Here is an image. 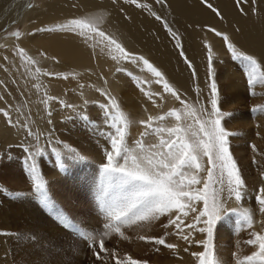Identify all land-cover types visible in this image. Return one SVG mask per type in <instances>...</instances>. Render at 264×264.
<instances>
[{"label":"snow or ice","instance_id":"6c2138e0","mask_svg":"<svg viewBox=\"0 0 264 264\" xmlns=\"http://www.w3.org/2000/svg\"><path fill=\"white\" fill-rule=\"evenodd\" d=\"M155 2L166 4L167 0H155ZM200 2L216 17L223 20L221 10L210 0H200ZM233 2L242 16H255L264 20V0H233ZM112 3L113 5L130 4L138 8L150 7L140 3L139 0H112ZM27 7L32 8L34 5L29 3ZM101 11L104 10L85 13L46 27H37L31 32H23L18 28L13 31L4 28L3 31L7 37L16 40L35 36L40 32L78 36L88 44L94 58H110L117 65L115 72L124 73L133 78L140 91L154 107H161L156 99L163 102L165 94L179 102L180 107H173L160 115H152L145 108L147 118L133 120L130 114L122 109L117 98L104 88H95V91L100 93L106 102L99 103L84 99L83 107H81L48 95L46 86L41 83L31 85L38 94V102L42 106L41 110L46 113L48 125L53 123L50 102L55 101L61 108L72 110L73 115L66 119H77L83 122L108 145L103 148L105 162L100 166L103 189L102 194L97 198L99 210L105 219L103 224L105 230L97 236L94 230H81L72 224L69 218L56 208L49 193L48 181L40 167V158L48 154L47 146L57 143L62 144L63 148L52 147L51 153L55 155L57 167L61 170L67 168L66 161L77 162L88 158L64 142H57L51 129L47 131L34 129L36 121L33 119L31 109L28 108L27 100L15 106L5 101L4 93H8L10 87L7 81L10 79L17 88L19 85L14 77L8 75L11 64L0 65V70L5 73V78L0 79V89H2L0 101L5 102V106L0 107V115L5 118L10 128L24 133L23 140L18 146L25 151L23 169L32 183L34 198L62 224L76 229L93 249L92 254L98 264H109L110 261H114V264H149L148 259H134L127 254L124 257L119 256L114 249L106 247V242L112 243V237H123L125 241H130L132 237L125 235L126 229L152 225H157L162 230V234L139 235L137 238L146 244L154 245L155 252L159 253L160 246H163L164 249L178 256L181 251L178 242H184L187 246L183 247L182 251L185 253H188L189 247L193 245L203 249L190 253L196 264H226L215 243V233L218 225L231 217H235L234 234L244 229L252 230L250 232L252 238L244 243L256 247V251L242 258H239L237 253H233V256L237 257L236 264H264V233L255 231V224L257 222L264 224V220L256 221L253 209L242 204L245 200L251 201L253 193L248 189L231 151L230 137L240 133L230 131L223 123L225 118L232 114L223 112L221 109V94L215 78L211 45H208L207 55V95L209 97L207 102L201 99L203 89L196 80V69L192 67L187 57H184L194 81L195 99L190 100L186 93L182 94L169 82L158 67L144 56L128 51L121 41L109 34L103 28L107 19L99 14ZM120 11L123 12L122 7ZM152 15L157 20L162 19L155 12ZM12 23L15 24L16 21ZM164 27L173 38H178V33L173 31L167 21H164ZM208 30L218 37H223L231 52V58L238 62L242 71L246 73L250 95H257L258 93L253 89L257 86L264 87V70L261 69L260 61L255 56L239 50L225 32L218 31L215 27H208ZM6 47V45H0V48ZM178 47L182 49V45ZM15 54L23 60L24 71L31 80L39 81L42 75L64 80L80 75L79 73L42 71L36 67L38 61L33 59L24 47L18 45L15 46ZM180 54L184 55L182 50ZM8 59V56H3L4 61L7 62ZM121 62L134 65L140 72L150 73L153 80L141 79L132 71L120 66ZM89 73L91 74V70ZM100 79L104 84L108 83L102 73ZM152 83L162 86V90H146V86ZM85 87L83 83L78 84L81 97L84 96ZM41 91L43 95L39 96ZM8 94L11 95V93ZM20 96H25L24 91H20ZM90 103L100 109L102 125L92 120L84 110ZM251 112L253 115L264 114V105L252 107ZM168 120H174L175 123L167 126L165 122ZM133 124L142 126L144 131L140 133V138L133 140L130 144L129 137ZM150 136L158 137V142L146 143L145 138ZM251 147L256 151L255 144ZM8 159H11L10 153ZM253 163H256L255 159ZM261 176L264 177V172ZM0 192L13 197L24 195L22 192L10 191L2 185H0ZM254 199L259 215L264 216V184L255 191ZM231 200H235L238 207H228V202ZM4 234L8 235V233ZM198 234L204 238L197 239ZM16 235L18 238H25L23 234ZM169 237H175L178 242H167ZM26 238L34 239V237ZM97 248L98 251L95 250Z\"/></svg>","mask_w":264,"mask_h":264},{"label":"bare ground","instance_id":"6f19581e","mask_svg":"<svg viewBox=\"0 0 264 264\" xmlns=\"http://www.w3.org/2000/svg\"><path fill=\"white\" fill-rule=\"evenodd\" d=\"M30 1L0 0V28L3 26L10 27L13 25L12 22L16 21V23H22L23 32H31L37 27H46L64 22L72 17L84 15L85 13L104 10L99 12L100 15L105 16L107 19V22L103 24V28L121 41L128 51L144 56L158 67L165 74L169 82L182 94L186 93L190 100L195 99L193 92L194 81L191 69L184 57L186 56L187 60L191 62L192 67L196 69V79L200 87H202L201 89H203V96L208 100L207 55L208 45H211L213 66L217 72L216 80H221L225 76L228 77L227 86L224 84L219 86L220 93L222 94L221 91H224L225 88H228L227 91L229 90L231 93L230 100L227 98L228 96L230 97V93L226 94L228 96L222 94L223 98L220 96V100L224 102L221 105L222 111L232 114L230 117L225 118V127L230 131L243 134L242 136L240 134L234 136V140L237 141L238 138H241V142H238L240 145H244V148L246 147L247 149L246 144L250 141L256 145V151L252 147H249L250 156L256 160L255 164L252 162L254 159L252 161L247 160L248 157L246 155L248 153L245 156L239 157L240 162L237 161L248 189L253 193V199L251 201L245 200L242 204L246 207L250 206L253 209L256 221L264 220V216L258 213V206L254 199L255 191L261 184H264V177L260 175L257 181L248 180L252 175L250 171L254 168L259 167L257 168L258 171L264 172V114L253 115L251 111L249 112V110L242 107L244 102H238L248 101V97L245 96L248 90L244 89L246 81L244 82L243 77L239 74V69H236V65L232 61L233 59L227 60L224 68L219 70L217 64L223 62L222 55L229 49L223 37H218L208 30V27H215L218 31L225 32L232 42L237 45L239 50L255 56L261 63V69L264 70V20L258 19L255 16H242L237 11L233 0H210L215 7L221 10L223 20L216 17L214 13L202 5L200 0H167L166 4H157L155 0H139L140 3L150 6L145 8H138L124 3L113 5L112 0H37L35 7L28 12L26 8ZM38 1L42 2L43 5ZM121 7L123 8V12L120 11ZM153 12L161 16L162 19H155L152 15ZM164 21H167L173 31L178 33V38H173L168 33V30L164 27ZM236 29H239V31H236ZM0 45L7 46L6 48H0V65L11 64L8 75L14 77L19 85V88H17V85L12 84L10 79L7 81L10 85L8 93H11V95L4 93L5 101L15 106L27 100L28 108L31 109L33 119L36 121V124L33 126L34 129L40 131L51 129L54 133L53 129L57 128H53V123L52 125L47 124L46 113L41 110L42 106L38 102V94L31 87L34 83H41L46 86L48 95L58 97L68 103L81 107H83L84 99L99 103L106 102L105 98L95 91V88H104L117 98L122 109L135 120L147 118L144 111L145 108L152 115H160L173 107H180V105H177V101L168 94H165L163 102L158 98L156 99L157 104H161L160 108L154 107L147 100L144 93L140 91L139 86L134 82L133 78L128 77L124 73L115 72L117 65L110 58H94L88 44L78 36L66 33L40 32L35 36H26L20 40L7 37L2 40ZM17 45L24 47L27 53L38 61L36 67H39L42 71L79 73L80 75L70 77L68 80L42 75L39 81L31 80L24 71L23 60L15 54V46ZM178 45H182V49ZM181 50L184 53L183 56L180 54ZM41 53H43L42 57H40ZM5 55L9 58L7 62L3 60V56ZM53 57L55 59H52ZM50 63L52 67L48 65ZM120 66L125 67L128 71H132L134 75L140 76L141 79L153 80L150 73L146 71L140 72L134 65L128 62H121ZM17 68L20 70L17 71ZM89 70H91V74ZM101 73L107 79V84H104L100 79ZM219 73H221L220 76ZM244 75L247 78L245 72ZM4 78L5 73L0 70V79ZM79 83L86 85L83 89V97L79 95ZM87 85H94L95 87H88ZM129 89L136 90V92L133 91L131 93V91H128ZM146 90L161 91L162 86L152 83L150 86H146ZM20 91H24V97L20 96ZM42 95L43 91L39 93V96ZM50 103L52 110L51 119L53 122L55 120H65L68 115L72 114V110L61 108L57 102L53 101ZM4 106L5 102L0 101V107ZM84 110L88 115H95L99 124L102 125V115L96 105L90 103ZM165 123L167 126H171L175 121L168 120ZM258 123H261V125H257ZM250 125L254 126L253 131L247 128L248 126L251 128ZM142 131H144L142 126L133 124L129 143L131 144L133 140L140 138ZM23 137L24 133L22 131L18 132L16 129L10 128L5 118L0 115V156L2 154L8 156L15 148L18 150H16L17 152L24 153L25 155L24 149L18 146ZM245 139L249 140L248 143L245 142ZM145 142L157 143L158 137H147L145 138ZM95 144H97L95 146L97 150L104 155L103 148L108 146L105 140L100 139L98 142L96 140ZM11 145H14L13 150L10 147ZM236 150H234V153L237 152ZM97 155H99L98 152ZM227 206L230 208L238 207L235 200L229 201ZM226 221L222 225L224 224L227 229L233 231L235 224L230 225L225 223ZM222 231H225V227L222 228ZM255 231L264 233V224L257 222L255 224ZM198 236L202 237L201 235ZM227 237V234H221L222 239ZM234 237L239 240L241 238L240 232L234 234ZM197 249L198 246L195 251ZM191 257L190 252L185 253L181 249L176 262H179L178 264H189L188 262H190Z\"/></svg>","mask_w":264,"mask_h":264},{"label":"rangeland","instance_id":"374dc122","mask_svg":"<svg viewBox=\"0 0 264 264\" xmlns=\"http://www.w3.org/2000/svg\"><path fill=\"white\" fill-rule=\"evenodd\" d=\"M38 2L43 5L42 2ZM30 3L35 7L37 0H31ZM34 7H27L26 11L29 12ZM4 28H7L8 31H13L17 28L21 31L24 29L22 23H16L10 27H1L0 44L4 38H7L3 31ZM40 57H42L41 54ZM222 58L223 62H219L220 65L217 64L219 70L224 68L227 60H232L231 52L226 50ZM232 61L236 65V69H239L238 72H240L239 74L243 77L244 82L246 81V83H244V86H246L244 89L248 90V93H245V96L248 97V101L238 102L246 103H243L242 107L249 110V112L252 107H254L251 105H264V87L257 86L253 91H256L258 94L255 96L250 95V88L244 71H242L238 62ZM48 65L52 67L51 63ZM220 75L221 73H219V76ZM219 80L217 81L219 86L222 84L227 86L228 77L225 76V78ZM227 89L228 88H225L224 91H221L222 94L226 95L230 93ZM128 91H131V93L133 91L136 92V90L132 89ZM222 94L221 98H223ZM227 98L230 100L231 93L230 97L228 96ZM201 99L203 101L206 99L203 94ZM205 102H207V99ZM220 102H222L221 105L224 104L223 101L220 100ZM177 105H179V102H177ZM208 108L210 109V105H208ZM71 115H73V113L68 116ZM89 116L99 124L95 115ZM66 118L62 121L55 120V122H53V128L57 127L53 129L55 140L57 142L62 141L70 147L75 148L88 159L77 162L66 161V163H68L67 168L64 170L59 169L57 167L56 157L51 153V148L54 146L63 148L62 144L57 143L47 146L48 154L40 158V167L43 176L48 181L49 193L55 202L56 208L61 210L72 224L76 225L81 230H94L95 234L98 236L100 232L105 230L103 228L105 219L99 210L97 199L102 194L103 189L100 166L105 162V156L97 150L95 147L97 144L95 143L96 140L98 142V140L102 138L94 134L93 130L87 127L83 122L77 119L68 120ZM133 120L135 119L133 118ZM223 123L225 126L226 122L223 121ZM56 124L59 125L56 126ZM257 125L260 126L261 123ZM247 128L252 129V131L254 130V126H251V128L248 126ZM242 135L243 134H240V136ZM230 139L231 151L233 155L235 154L234 158L236 161L240 162L239 157L245 156L247 153V160L252 161L254 159L249 153V147H251L252 144L251 141L248 143L249 140L245 139V142L248 143L246 144V149L244 145H240L239 143L241 142V138H238L239 140L236 138L237 141L234 140V137H230ZM12 148L14 149V145H11V149ZM235 149H237L236 151L238 153H234ZM16 150L17 148L10 153L11 159H8V156L3 154L0 156V185L6 187L10 191L24 193L22 196L13 197L8 196L7 193L0 192V264H98L92 254L93 249L89 247V244L78 234L76 229L62 224L34 198L32 183L23 169L25 155ZM97 152L99 155H97ZM257 168L259 167L250 171L252 175L250 179L248 178L249 181H257V178L260 177L261 170L258 171ZM225 223L230 225L235 224V217H231ZM223 227H225L224 232L222 231ZM251 231L252 230L249 229L242 230L240 232L241 238L238 240L234 237V232L227 229L224 224L218 225L215 233V243L226 261V264H236L237 257L233 256V253H237L239 258H242L256 251L255 246L244 243L246 240L252 238L249 237ZM4 233H8V235ZM18 233L23 234L25 238H18L16 235ZM223 233L227 234L228 237L222 239L221 234L223 235ZM161 234L162 230L157 225L134 227L125 230V235L132 237L130 241H125L123 237H112V243L106 242V247L114 249L121 257L127 254L131 255L134 259H148L149 264H178L179 262H176L177 255H174L171 251L160 246V252L157 253L153 250L155 247L154 245L146 244L139 241L137 238L139 235ZM198 235L196 237L197 239L204 238L202 235L201 238ZM26 237H34V239L29 240ZM167 242L177 243L178 241L175 237H169ZM178 243H180L181 249L187 246L184 242ZM196 247L197 246L194 247V245L190 246L189 252H194ZM95 250L98 251L99 249L97 248ZM201 250L203 249L198 246L196 251ZM188 263L196 264V261L191 257ZM109 264H114V261H110Z\"/></svg>","mask_w":264,"mask_h":264}]
</instances>
